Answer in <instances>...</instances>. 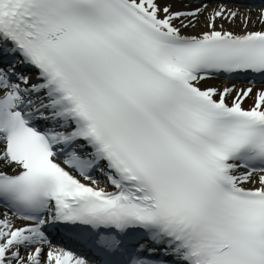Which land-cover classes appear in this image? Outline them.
Listing matches in <instances>:
<instances>
[{
    "label": "snow or ice",
    "instance_id": "6c2138e0",
    "mask_svg": "<svg viewBox=\"0 0 264 264\" xmlns=\"http://www.w3.org/2000/svg\"><path fill=\"white\" fill-rule=\"evenodd\" d=\"M204 8L0 0V264H264V88L201 86L264 80V5Z\"/></svg>",
    "mask_w": 264,
    "mask_h": 264
},
{
    "label": "bare ground",
    "instance_id": "6f19581e",
    "mask_svg": "<svg viewBox=\"0 0 264 264\" xmlns=\"http://www.w3.org/2000/svg\"><path fill=\"white\" fill-rule=\"evenodd\" d=\"M158 2L161 4V6H164L165 4H171L172 11H182V10H184L183 8H181V5L179 3H175V2H173L171 0H158ZM195 9L196 8H191V9H188L187 11H193ZM208 9H212V8H208ZM202 10H203L202 14L200 15L199 19L195 22V27L189 26L188 28L182 29L184 34H186V35H198V34H201L202 32L207 30L206 25H205V16L208 13H207V9H202ZM230 10H239V9H230ZM259 10H256V11L239 10V11L241 13L250 12V15L252 16L253 21H255L257 13H258ZM176 23H177V26H180L179 22H176ZM221 24H223V27H224L225 30H229V31L237 32V33L240 32L241 28H242V25L240 23L239 18L236 20V22L234 24L233 23H229L227 21L217 20V25H216L217 29L220 28ZM261 27L262 26L258 22L255 23V24L249 23V25H248V29L249 30H259ZM201 86L202 87L213 86V87H218L221 90L224 88V87L222 88V85H220V83L217 80H213V79L205 81ZM227 87H232V88H235L237 90L247 89V88H244V87H241V86H230L229 85ZM261 88H263V87L252 88L253 89L252 95L244 101L242 106L245 107L246 109H249L250 107H252V105L254 103V99H255V93H256V91H258ZM230 101H231V97H229V102ZM248 186L251 187V185H248Z\"/></svg>",
    "mask_w": 264,
    "mask_h": 264
}]
</instances>
